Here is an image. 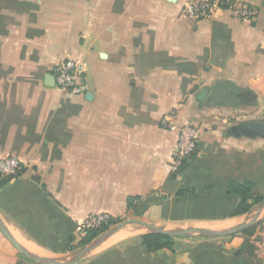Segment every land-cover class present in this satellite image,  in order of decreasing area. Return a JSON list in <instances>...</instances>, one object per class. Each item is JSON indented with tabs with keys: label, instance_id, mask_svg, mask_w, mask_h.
<instances>
[{
	"label": "crops",
	"instance_id": "1",
	"mask_svg": "<svg viewBox=\"0 0 264 264\" xmlns=\"http://www.w3.org/2000/svg\"><path fill=\"white\" fill-rule=\"evenodd\" d=\"M186 1L0 0V157L25 163L0 188V218L29 252H77L89 214L216 230L254 216L233 215L240 198L226 191L252 180L264 195V0H246L252 22L227 10L186 19ZM63 58L85 69L82 94L52 84ZM173 109L201 132L177 173V132L160 126ZM254 222L250 237L191 233L157 252L141 243L144 226L127 224L78 264H264V208ZM0 264L42 263L0 231Z\"/></svg>",
	"mask_w": 264,
	"mask_h": 264
},
{
	"label": "built area",
	"instance_id": "2",
	"mask_svg": "<svg viewBox=\"0 0 264 264\" xmlns=\"http://www.w3.org/2000/svg\"><path fill=\"white\" fill-rule=\"evenodd\" d=\"M217 10H227L241 21L252 22L257 12L246 0H187L181 8V16L190 20L209 18ZM55 85L72 94L84 92L85 69L72 58H63L53 68ZM160 126L176 130V140L170 152V170L179 172L194 154L201 132L198 127L181 122L176 110H170L160 119ZM25 171V163L17 156L0 157V179L18 177ZM114 218L106 213L89 214L77 222L76 236L82 237L89 230L104 232L114 226Z\"/></svg>",
	"mask_w": 264,
	"mask_h": 264
},
{
	"label": "water",
	"instance_id": "3",
	"mask_svg": "<svg viewBox=\"0 0 264 264\" xmlns=\"http://www.w3.org/2000/svg\"><path fill=\"white\" fill-rule=\"evenodd\" d=\"M51 77L53 79L52 84H55L54 76H51ZM206 92H207V88H204L201 91L199 98H202ZM255 208H256V212L249 222L243 223L242 225L229 229V230H216V229H209V228L164 229V228L152 226L150 224H147L137 219H125V220L118 222L117 224L109 228L108 230L102 232L99 236H97L96 238H94L93 240L85 244V246L82 247L77 252L59 256V257H43L40 255L34 254L32 252H29L19 242H17V240L12 236L10 231L7 229V227L2 222L1 218H0V231L3 233V235L7 238V240L10 242V244L13 247H15L21 254L25 255L31 260H34L42 264H78V261L82 256H84L87 252H89L94 247L101 244L109 236H111L113 233H115L117 230H119L121 227L127 224H140L144 226L149 232L165 234L171 237H176V236H181V235H186V234H191V233H196V234L206 235V236H228V235H232L240 231L242 228H244L245 226L255 221V219L261 212V210L264 208V198L255 206Z\"/></svg>",
	"mask_w": 264,
	"mask_h": 264
},
{
	"label": "trees",
	"instance_id": "4",
	"mask_svg": "<svg viewBox=\"0 0 264 264\" xmlns=\"http://www.w3.org/2000/svg\"><path fill=\"white\" fill-rule=\"evenodd\" d=\"M12 177H6L0 179V188L5 185V183L11 179ZM188 189L186 188H180L177 191V196L183 195V193L187 192ZM227 194L229 195H237L240 198L239 203L237 204L236 208L233 210V215H241L249 213L250 210L255 207L263 198L264 195L258 193L255 191V182L252 180H244L243 182H237V181H229L227 186ZM132 205L129 204V207ZM122 221L120 218L114 219V224H117L118 222ZM257 222H253L244 228H242L240 231L242 234L250 237L256 232ZM102 232L99 230H89L86 232L84 236L80 238L77 245H70V250L74 249L75 247H84L85 244L99 236ZM141 243L144 245L146 251L148 252H157L163 249H171L173 246L172 237L160 234V233H153V232H147L143 234L141 237ZM257 248V244L250 241L245 240L242 244L241 250L244 253L251 254L253 253Z\"/></svg>",
	"mask_w": 264,
	"mask_h": 264
},
{
	"label": "rangeland",
	"instance_id": "5",
	"mask_svg": "<svg viewBox=\"0 0 264 264\" xmlns=\"http://www.w3.org/2000/svg\"><path fill=\"white\" fill-rule=\"evenodd\" d=\"M256 209V208H255Z\"/></svg>",
	"mask_w": 264,
	"mask_h": 264
}]
</instances>
